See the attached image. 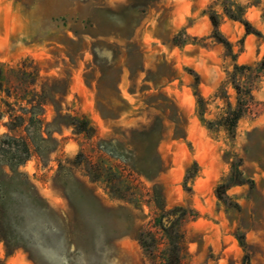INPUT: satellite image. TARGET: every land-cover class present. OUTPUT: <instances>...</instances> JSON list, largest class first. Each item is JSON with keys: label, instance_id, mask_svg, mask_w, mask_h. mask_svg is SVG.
I'll list each match as a JSON object with an SVG mask.
<instances>
[{"label": "rangeland", "instance_id": "obj_1", "mask_svg": "<svg viewBox=\"0 0 264 264\" xmlns=\"http://www.w3.org/2000/svg\"><path fill=\"white\" fill-rule=\"evenodd\" d=\"M263 57L264 0H0V137L31 147L0 162V264H264Z\"/></svg>", "mask_w": 264, "mask_h": 264}, {"label": "trees", "instance_id": "obj_2", "mask_svg": "<svg viewBox=\"0 0 264 264\" xmlns=\"http://www.w3.org/2000/svg\"><path fill=\"white\" fill-rule=\"evenodd\" d=\"M238 10L241 11L242 8L238 6ZM225 13L232 19L238 20L241 23L244 24L246 28V32L248 34H256L258 36H262V33L254 28V26L246 19H243L242 16L238 13H235L232 8L226 7L224 9ZM210 19L215 27V35L218 37V39L226 44V47L228 49L231 48V43L221 34L219 31V17L217 13L212 12L210 14ZM252 66L247 64H235L234 71L231 74L232 77V83L234 88L237 91V104L233 108L232 106L229 107V109L226 112V115L221 118V126H224L230 133H234L238 121L245 115V111L247 108L248 101L253 98L252 96V88L249 84V76H247V80L245 81L244 85L240 84L237 80L238 75H242L244 77L246 70H251ZM259 70H264V57L262 61L258 64ZM3 81V73L0 70V89L3 87L2 85ZM199 101H202V98L199 97ZM18 120L21 121V124L26 122V119L22 116H19L17 120H15L12 125L18 126L19 124ZM29 123L26 125V130L28 131L32 141L36 142L35 136L33 134V130H35V127L41 122L38 118L30 117L28 119ZM81 123V122H80ZM83 124H87V121H82ZM79 130H83V126H79L78 122L75 123ZM37 128V127H36ZM13 129V128H11ZM38 129V128H37ZM41 141H45V138H41ZM31 156V147L28 142L25 140L18 139L14 136H10L9 134H4L0 137V162L7 164L11 167L13 171L16 170L21 164L26 162ZM240 174V171L236 164H234L232 173L228 180L219 185L217 189L218 196L226 200V189L229 188V186L237 183H241V180H235V177ZM1 208H0V218H1ZM184 212L183 208H175L167 213H164L160 218V225L167 233L168 237L170 238V241L172 243L175 242L174 233H175V226ZM142 240V244H144ZM145 246V245H144ZM171 264V263H170ZM243 264H249V258L246 256L245 261Z\"/></svg>", "mask_w": 264, "mask_h": 264}]
</instances>
